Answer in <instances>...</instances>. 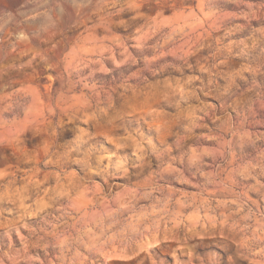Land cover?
I'll return each instance as SVG.
<instances>
[{"label":"clouds","instance_id":"9594fccd","mask_svg":"<svg viewBox=\"0 0 264 264\" xmlns=\"http://www.w3.org/2000/svg\"><path fill=\"white\" fill-rule=\"evenodd\" d=\"M264 264V0H0V264Z\"/></svg>","mask_w":264,"mask_h":264},{"label":"rangeland","instance_id":"374dc122","mask_svg":"<svg viewBox=\"0 0 264 264\" xmlns=\"http://www.w3.org/2000/svg\"><path fill=\"white\" fill-rule=\"evenodd\" d=\"M8 2L11 7L15 8L18 3L22 2V0H8ZM110 264H133V262L123 259H116L111 261Z\"/></svg>","mask_w":264,"mask_h":264}]
</instances>
